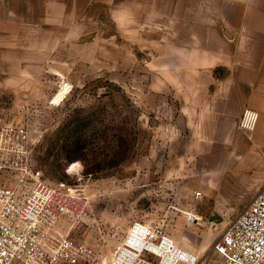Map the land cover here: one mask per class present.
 <instances>
[{"label": "rangeland", "instance_id": "obj_1", "mask_svg": "<svg viewBox=\"0 0 264 264\" xmlns=\"http://www.w3.org/2000/svg\"><path fill=\"white\" fill-rule=\"evenodd\" d=\"M48 2L44 27H19L33 56L25 79H0V117L27 126L46 182L81 197L78 211L57 219V235L107 264L141 220L162 225L195 264H221L215 243L248 192L221 184L217 108H203L201 94L187 107V87L214 80H192L171 47L159 48L166 33L152 31L148 0Z\"/></svg>", "mask_w": 264, "mask_h": 264}, {"label": "crops", "instance_id": "obj_2", "mask_svg": "<svg viewBox=\"0 0 264 264\" xmlns=\"http://www.w3.org/2000/svg\"><path fill=\"white\" fill-rule=\"evenodd\" d=\"M48 1L0 0V79L27 77L22 64L30 62L25 58L33 53L22 49L34 47L18 43L17 32L30 22L44 27ZM148 4L153 7L146 9L153 17L152 31L166 33L159 36V48H172L169 56L187 77L198 80L206 74L216 84L187 87L186 95L191 96L187 107H199L192 97L201 94L207 97L203 108H217L221 184L247 191L245 205L264 182L259 179L264 176V0H148ZM143 30L150 31L147 26ZM220 66L221 77L216 74ZM246 108L258 113L255 126L248 130L238 126Z\"/></svg>", "mask_w": 264, "mask_h": 264}, {"label": "built area", "instance_id": "obj_3", "mask_svg": "<svg viewBox=\"0 0 264 264\" xmlns=\"http://www.w3.org/2000/svg\"><path fill=\"white\" fill-rule=\"evenodd\" d=\"M257 118L255 110L244 109L240 127L253 128ZM81 203L65 183L42 178L27 126L0 117V264H103L91 246L55 231L57 219ZM214 249L221 264H264V182ZM192 254L162 225L136 220L107 264H195L199 257Z\"/></svg>", "mask_w": 264, "mask_h": 264}, {"label": "bare ground", "instance_id": "obj_4", "mask_svg": "<svg viewBox=\"0 0 264 264\" xmlns=\"http://www.w3.org/2000/svg\"><path fill=\"white\" fill-rule=\"evenodd\" d=\"M67 91V90H66ZM61 95V94H60ZM57 99V98H56ZM58 101V100H57ZM76 165V164H75ZM74 165V166H75ZM74 166L72 167V168H74ZM186 213H188L189 214V219H191V220H193L194 219V215H195V213L194 212H192V211H190V210H187L186 211ZM192 217H193V219H192ZM196 217V216H195ZM199 217V216H198ZM193 256H195L196 257V255H194V254H192ZM189 259V258H188ZM192 260H193V257H192ZM196 260H197V257H196ZM192 262V261H191ZM196 263V262H195Z\"/></svg>", "mask_w": 264, "mask_h": 264}]
</instances>
